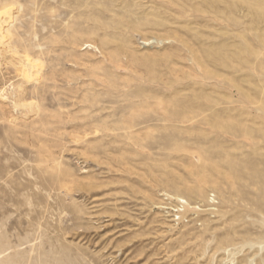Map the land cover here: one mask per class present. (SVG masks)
Returning a JSON list of instances; mask_svg holds the SVG:
<instances>
[{"label":"rangeland","instance_id":"1","mask_svg":"<svg viewBox=\"0 0 264 264\" xmlns=\"http://www.w3.org/2000/svg\"><path fill=\"white\" fill-rule=\"evenodd\" d=\"M0 18V264H264V0Z\"/></svg>","mask_w":264,"mask_h":264},{"label":"bare ground","instance_id":"2","mask_svg":"<svg viewBox=\"0 0 264 264\" xmlns=\"http://www.w3.org/2000/svg\"><path fill=\"white\" fill-rule=\"evenodd\" d=\"M2 26H3V18H0V48L4 46V40L6 39V32H5L4 28H2ZM0 53H2L1 50H0ZM23 66L26 69H29V64L27 65V64L23 63ZM15 94H16V89H13V92H11L9 95L3 97V99L8 100V99H10V97H9L10 95H11V97H13Z\"/></svg>","mask_w":264,"mask_h":264}]
</instances>
